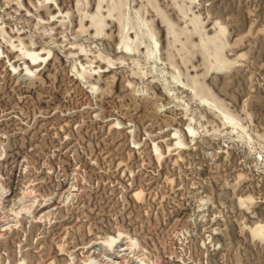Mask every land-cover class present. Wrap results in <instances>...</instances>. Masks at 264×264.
<instances>
[{
    "label": "rangeland",
    "instance_id": "rangeland-1",
    "mask_svg": "<svg viewBox=\"0 0 264 264\" xmlns=\"http://www.w3.org/2000/svg\"><path fill=\"white\" fill-rule=\"evenodd\" d=\"M86 260L264 264V0H0V264Z\"/></svg>",
    "mask_w": 264,
    "mask_h": 264
},
{
    "label": "bare ground",
    "instance_id": "bare-ground-1",
    "mask_svg": "<svg viewBox=\"0 0 264 264\" xmlns=\"http://www.w3.org/2000/svg\"><path fill=\"white\" fill-rule=\"evenodd\" d=\"M136 28V27H135ZM126 29V28H125ZM124 30V29H123ZM140 33V32H139ZM151 35V34H150ZM152 36V35H151ZM125 46H126V49L128 50H130V47L126 44V42H125V44H124ZM202 47H203V49H205L206 50V53H205V56H208V54H209V52L207 51L208 50V45H207V43H205V42H203V44H202ZM126 50V51H127ZM216 48L215 47H213V53H214V55L213 56H215V58L216 59H219V56H216ZM208 52V53H207ZM36 58H37V56L35 55H32V54H28V56H25V59L28 61V62H35V60H36ZM220 60H218V61H215L216 62V64H219L220 62H219ZM218 66V65H217ZM14 68H16V67H14ZM21 70L22 71H24V68H21ZM27 75V74H26ZM194 84V83H193ZM190 89V88H189ZM203 89V88H202ZM192 90H193V92H194V95H197L198 97H199V101L200 100H202V101H206V100H204L205 98H207V96H205L204 94L206 93V89H204V91L205 92H202V91H200L199 89H198V87H196V86H192ZM214 107H216L218 110H219V112H220V114L222 115V116H220V118H222V120H224V118H227V120H228V123L231 121V118H230V115L229 114H227L226 112H224L223 111V109L222 108H220L218 105H216V104H214ZM216 112H218L217 110H215ZM219 114V113H218ZM225 123V122H224ZM227 123V122H226ZM232 123V122H231ZM188 130L189 131H192V129H190V127L188 126ZM188 132V131H187ZM115 240H116V237H113L112 239H107L106 240V243H107V245H112L114 242H115ZM85 264H89V263H87V260L85 261Z\"/></svg>",
    "mask_w": 264,
    "mask_h": 264
}]
</instances>
